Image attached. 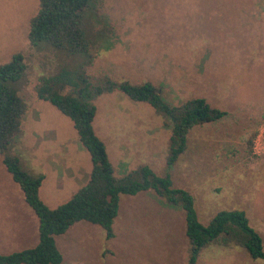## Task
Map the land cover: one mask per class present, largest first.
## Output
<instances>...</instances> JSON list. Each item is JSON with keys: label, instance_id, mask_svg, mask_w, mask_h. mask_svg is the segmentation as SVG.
Here are the masks:
<instances>
[{"label": "rangeland", "instance_id": "1", "mask_svg": "<svg viewBox=\"0 0 264 264\" xmlns=\"http://www.w3.org/2000/svg\"><path fill=\"white\" fill-rule=\"evenodd\" d=\"M250 1L92 0L83 20L94 71L134 84L151 81L172 103L203 96L227 111L190 129L187 150L168 168L170 130L163 118L122 93L98 97L93 125L116 173L139 164L169 172L175 186L193 195L202 223L222 209L244 210L264 248V155L253 150L264 127V0ZM38 6L39 0H0V63L23 55L26 68L14 85L26 108L9 152L26 170L44 175L39 197L54 208L87 182L91 162L71 120L35 95L40 77L78 63L75 55L30 44L29 22ZM120 203L113 238L86 221L56 236L60 264H188L180 208L153 191L122 195ZM37 241V216L0 156V253ZM195 264L264 260L240 247L210 246Z\"/></svg>", "mask_w": 264, "mask_h": 264}, {"label": "trees", "instance_id": "2", "mask_svg": "<svg viewBox=\"0 0 264 264\" xmlns=\"http://www.w3.org/2000/svg\"><path fill=\"white\" fill-rule=\"evenodd\" d=\"M92 0H39L36 14L30 19L28 40L31 45H48L75 55L78 63L61 67L42 76L34 86L38 99L49 102L67 116L82 147L88 152L91 170L88 180L72 196L54 208L39 197L44 179L23 168L18 156L9 152L20 131L25 103L14 83L26 65L21 53L0 63V156L11 178L21 189L25 203L38 219V241L33 247L0 253V264H60L63 255L56 236L66 233L79 221L100 226L108 239L114 237L113 224L120 211L122 195L153 191L168 205L184 214V232L188 242V264H195L201 252L210 246L240 247L251 258L264 260L263 238L249 223L242 209H222L207 223H202L194 205L193 195L174 185L169 172L158 174L148 164H139L116 173L106 145L96 134L94 119L98 97L122 93L133 102H142L163 118L170 130L165 165L173 166L188 146V132L194 126L220 120L227 111L196 96L179 103L163 98L161 90L151 81L140 84L117 80L104 72L94 71V59L87 38L84 14ZM264 123V109L261 115Z\"/></svg>", "mask_w": 264, "mask_h": 264}, {"label": "built area", "instance_id": "3", "mask_svg": "<svg viewBox=\"0 0 264 264\" xmlns=\"http://www.w3.org/2000/svg\"><path fill=\"white\" fill-rule=\"evenodd\" d=\"M253 150L256 155H264V127L260 129L256 139L253 141Z\"/></svg>", "mask_w": 264, "mask_h": 264}, {"label": "crops", "instance_id": "4", "mask_svg": "<svg viewBox=\"0 0 264 264\" xmlns=\"http://www.w3.org/2000/svg\"><path fill=\"white\" fill-rule=\"evenodd\" d=\"M249 1V3L247 4V6H250L251 5V1L250 0H248ZM246 11V10H245ZM248 11H250V10H248ZM247 12V11H246ZM205 81H206V83H207V85H209V87L210 88H212V83H208V78L207 79H205ZM82 146V145H81ZM82 150H83V147H82ZM25 202V201H24Z\"/></svg>", "mask_w": 264, "mask_h": 264}]
</instances>
